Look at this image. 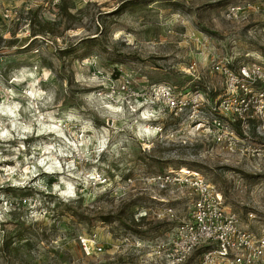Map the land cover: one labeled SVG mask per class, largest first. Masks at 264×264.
I'll return each instance as SVG.
<instances>
[{
  "label": "rangeland",
  "instance_id": "1",
  "mask_svg": "<svg viewBox=\"0 0 264 264\" xmlns=\"http://www.w3.org/2000/svg\"><path fill=\"white\" fill-rule=\"evenodd\" d=\"M217 57L264 58V0H0V264H166L195 197L146 181L169 168L201 171L264 231L255 126L244 154L229 153L189 114L154 122L149 99L119 89L129 74L130 91L215 99ZM94 237L103 249L88 255L81 238Z\"/></svg>",
  "mask_w": 264,
  "mask_h": 264
},
{
  "label": "built area",
  "instance_id": "2",
  "mask_svg": "<svg viewBox=\"0 0 264 264\" xmlns=\"http://www.w3.org/2000/svg\"><path fill=\"white\" fill-rule=\"evenodd\" d=\"M209 71L218 75L222 83V91L215 99L199 88L185 90L164 83L151 84L145 92L130 91L129 74L120 75L119 89L130 97L138 96L135 100L149 99L154 122L166 113L175 117L189 114L196 131H205L229 153L244 154L251 126L264 136V58L247 63H235L231 57L212 58ZM188 171L169 168L146 179L163 190L189 187L190 194L195 195L189 217L162 245L166 264H184L196 250H201L200 264H264V231L245 228L239 215L225 208L224 195L217 186L201 171ZM94 239L81 238L88 255L94 248L103 249Z\"/></svg>",
  "mask_w": 264,
  "mask_h": 264
},
{
  "label": "bare ground",
  "instance_id": "3",
  "mask_svg": "<svg viewBox=\"0 0 264 264\" xmlns=\"http://www.w3.org/2000/svg\"><path fill=\"white\" fill-rule=\"evenodd\" d=\"M148 127V126H147ZM183 168V171L184 172H189L188 170H189V168H184V167H182Z\"/></svg>",
  "mask_w": 264,
  "mask_h": 264
}]
</instances>
